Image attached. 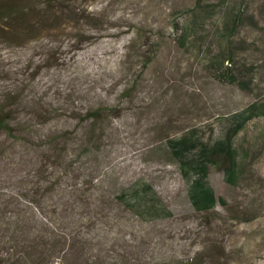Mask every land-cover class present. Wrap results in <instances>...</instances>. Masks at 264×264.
Instances as JSON below:
<instances>
[{
	"label": "rangeland",
	"instance_id": "obj_1",
	"mask_svg": "<svg viewBox=\"0 0 264 264\" xmlns=\"http://www.w3.org/2000/svg\"><path fill=\"white\" fill-rule=\"evenodd\" d=\"M204 1L0 0V98L13 92L21 118L32 115L34 103L53 109L41 118L45 133L68 127L98 135L89 153L72 150L74 182L82 190L56 182L41 200L20 198L0 211V227H8L0 228V257L21 256L11 222L33 216L49 227L36 233L60 251L53 264H264V101L258 94L264 91V0H243L248 10L219 25L229 39L215 42L213 59L224 65L215 72L251 84L243 88L214 79L200 46L176 40L185 7L218 5ZM40 16L44 26L34 33L17 30ZM233 42L242 48H229ZM249 102L250 121L232 120ZM12 105L0 103L3 111ZM95 109L100 119L92 129ZM231 120L234 129L226 130ZM7 123L13 126V118ZM192 126L205 132L204 141L209 134L223 137L196 143L174 160L166 138ZM236 150L242 176L229 183L224 172ZM220 151L227 153L223 161ZM199 163L208 168L201 175ZM189 172L192 187L208 173L223 199L192 206L183 177ZM141 179L172 214L142 220L115 201L122 186Z\"/></svg>",
	"mask_w": 264,
	"mask_h": 264
},
{
	"label": "trees",
	"instance_id": "obj_2",
	"mask_svg": "<svg viewBox=\"0 0 264 264\" xmlns=\"http://www.w3.org/2000/svg\"><path fill=\"white\" fill-rule=\"evenodd\" d=\"M216 1L218 2L217 7L211 10H209L210 8L207 9L201 6V2H198L196 7L187 6L184 9L182 8L186 12V20L184 24L180 25L181 31L178 33L176 40L179 44L184 43V47H187L188 44L200 46L206 67L214 79L226 83H234L240 88L251 86L249 82L241 78L231 75L230 78L224 79L215 72L218 68L224 66L221 60L213 59V54L218 51L215 42H227L229 39V36L225 35L223 27L219 25L227 23L233 12L238 15L248 10L245 6L240 5L243 0H206L203 4L209 6ZM183 10L180 9L178 15ZM41 20L43 21L41 16L37 22L33 21L31 23L27 20L28 22L17 27V30L21 33L32 34L37 30L36 26L40 22V26H44ZM189 22L193 23L194 29L190 28ZM207 23L209 25H206ZM13 32V30H9V34L12 36L14 35ZM208 40H211V42L208 43ZM228 46L231 49L238 48L240 50L242 48L239 43L234 42ZM230 58L232 57L230 56ZM258 94L261 97L260 100L264 101V91ZM1 97L0 103L12 102L13 105L4 111L0 107V128L2 129L0 130V211L10 203L17 202L20 198H26L33 202L41 200L46 193L54 191L50 186L56 182L63 185L60 188L72 186L76 190H82L74 182L75 175L73 171L75 167L71 160L74 153L72 150L76 146L80 149L81 153H89L90 147L97 140L98 135L87 133L78 135V133H74L68 127L60 131L48 130L45 133L43 132L45 121L41 120V118L45 113L51 114L53 109H45V106L39 104V102L34 103V108L29 111V114L32 115L27 118H21L17 113L20 108L18 104L21 100L18 101L13 92L7 91ZM252 106L253 103L249 102L242 109L236 111L232 115V120L234 116H237L238 123L240 121H250L248 110ZM11 111L14 112L13 116L10 113ZM262 113L261 118L264 119V109ZM90 116L93 117L90 123L91 127L95 129L94 121L100 119L99 110H93ZM10 117L14 120L13 126H9L7 123ZM230 124L226 130L234 129V126L232 124L230 126ZM202 135H205L204 131L197 126H192L180 134L167 137L166 144L171 157L175 160L176 155H181L185 149L189 150L196 143L206 146L208 140L223 137L222 135L214 137L212 134H209L207 140L204 141L201 139ZM196 151H189L188 154L191 155L188 156L191 159L196 158L194 155ZM218 155L220 156V160L223 161L227 153L220 151ZM232 159V168L224 172V178L229 183H233V181L242 176L239 170V163L242 161L240 152L236 150L232 154ZM196 168L198 173L199 170L206 172L208 170L201 163ZM185 170L187 168H184ZM192 174L193 172H189L186 176H183L187 181V194L192 206L199 207L201 203L205 204L211 199H218L219 201L223 199V196L216 195L208 180V173L203 178L197 180L199 175H201L199 173L198 177L194 178L196 180L195 185H197L194 187H192L190 181L193 179ZM8 185H13L15 190L9 192L3 191V187ZM101 195L102 193L98 194L96 200L100 201ZM114 197L115 201L122 205L124 209L142 220L155 221L160 220L165 215L172 214V211L153 186L142 179L122 186L115 193ZM95 201L93 207L95 212L99 213L101 209ZM11 223H13L11 233L15 237L11 238V240L14 241L13 244L21 245L22 248H20L19 252L21 256L12 259L0 257V264H53L54 258L58 257L57 254L60 251L54 249L52 243L48 244L44 242L41 234L38 235L36 233L37 229L41 231L49 228L47 225L46 228L45 226H41L40 224L43 223L40 221L35 222L33 216L16 218ZM0 228L5 231L8 229L7 226Z\"/></svg>",
	"mask_w": 264,
	"mask_h": 264
}]
</instances>
